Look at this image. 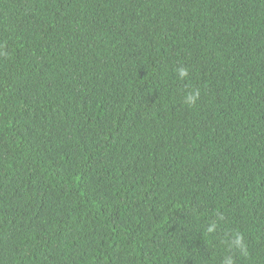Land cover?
<instances>
[{"label":"trees","instance_id":"trees-1","mask_svg":"<svg viewBox=\"0 0 264 264\" xmlns=\"http://www.w3.org/2000/svg\"><path fill=\"white\" fill-rule=\"evenodd\" d=\"M0 50V264H264V0H0Z\"/></svg>","mask_w":264,"mask_h":264},{"label":"clouds","instance_id":"clouds-1","mask_svg":"<svg viewBox=\"0 0 264 264\" xmlns=\"http://www.w3.org/2000/svg\"><path fill=\"white\" fill-rule=\"evenodd\" d=\"M5 53L0 50V55H4ZM177 76L180 80H184L188 77L189 69L181 66L175 69ZM200 93L198 90H191L188 91L183 97V103L188 107H193L196 105L197 101L199 100ZM223 216L220 217V220H223ZM219 227L218 221L210 222L206 227V232L211 234L217 231ZM228 247L230 249L235 250L239 256L244 257L248 255L247 245L244 239V236L240 232H233L230 234L228 239ZM222 264H236V259L232 255H225Z\"/></svg>","mask_w":264,"mask_h":264}]
</instances>
